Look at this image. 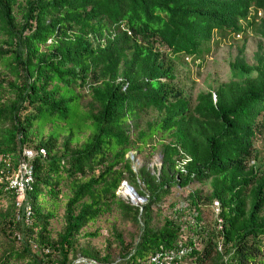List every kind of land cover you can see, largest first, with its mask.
Returning <instances> with one entry per match:
<instances>
[{"label": "trees", "instance_id": "1", "mask_svg": "<svg viewBox=\"0 0 264 264\" xmlns=\"http://www.w3.org/2000/svg\"><path fill=\"white\" fill-rule=\"evenodd\" d=\"M214 32L256 49L192 99L176 64L208 54ZM23 148L31 213L0 184V264H138L180 247L183 264H264V0H0V153L14 165ZM156 150L154 172L127 156ZM123 180L144 204L117 195ZM172 187L188 194L163 207ZM215 201L220 224L203 217ZM115 213L125 229L94 247L88 228Z\"/></svg>", "mask_w": 264, "mask_h": 264}, {"label": "rangeland", "instance_id": "2", "mask_svg": "<svg viewBox=\"0 0 264 264\" xmlns=\"http://www.w3.org/2000/svg\"><path fill=\"white\" fill-rule=\"evenodd\" d=\"M257 38L247 34L245 36H233L229 34H216L214 39L210 41L209 53L202 57L201 61L198 64H195L193 61H188L183 57H180L177 61V73L178 81L185 89V91L193 99L196 92L202 88L206 87L207 83L215 85L218 82L226 81L229 78V68L228 61L236 55L238 52V47L245 43V53L247 59L251 60L253 51L256 49ZM263 139H257V145L260 147L262 145ZM138 161H133V168L146 166L151 172L158 170L161 165V156L158 150L154 151L152 156L149 159H145L141 154L137 156ZM195 185H190L188 188L192 189ZM116 193L126 201L131 202L128 197H125L120 192V188ZM188 194V189H180L177 187H172L170 192L163 198L162 206L171 205L174 202L179 201L181 197H186ZM145 202V199L144 201ZM168 214V211L165 210ZM164 211V212H165ZM113 215H106L105 220L102 219L99 222H96L88 228L89 231H92L96 227L100 228V236L90 239V243L95 247H102L103 240L105 237H108L110 234L109 226L112 223H117L118 227L125 229L121 225L120 221L115 217H118L117 213ZM203 217L207 222L216 221V211L213 207L207 208L203 211ZM54 228H59V224L55 220L52 221ZM133 230L131 225L126 226V232ZM117 254L115 252L114 257L116 258ZM146 259L144 257L142 260Z\"/></svg>", "mask_w": 264, "mask_h": 264}, {"label": "built area", "instance_id": "3", "mask_svg": "<svg viewBox=\"0 0 264 264\" xmlns=\"http://www.w3.org/2000/svg\"><path fill=\"white\" fill-rule=\"evenodd\" d=\"M39 153L42 156H45L44 149H40ZM34 156V151L29 148H23L21 152V157L18 162L14 165L11 164L10 158L4 154L0 153V162L5 164L4 167H0V184L4 186L6 190H12L15 193V205L18 210L23 207L26 212V216H29L31 209L28 205H23V201L26 197V192L31 188L33 182V167L30 163L32 157ZM132 157V155H131ZM137 202H133L136 206H140L146 202V196H137ZM145 199V202H143ZM213 209L218 214L219 203L217 201L213 204ZM19 219V215H17ZM218 249H221L219 245ZM189 249L180 247L179 249H169V250H160L147 259L140 261L138 264H183L186 262V259H183L184 254ZM74 264H94L92 262H87L85 259L78 258Z\"/></svg>", "mask_w": 264, "mask_h": 264}, {"label": "clouds", "instance_id": "4", "mask_svg": "<svg viewBox=\"0 0 264 264\" xmlns=\"http://www.w3.org/2000/svg\"><path fill=\"white\" fill-rule=\"evenodd\" d=\"M216 34H217V33L214 32L213 37H212V40L214 39V35H216ZM212 40H211V41H212ZM205 55H206V54H205ZM205 55H203V56H205ZM203 56H202V57H203ZM184 59L188 60L189 62H190V61H193L195 64H198V63L201 61L202 58H201V59H200V58H198V59H194V58H191V57H186V58H184ZM213 96L215 97V95H213ZM131 155H132V157H131ZM127 156L132 160V162L135 161V160L138 161V157L134 155V152H130V153H128ZM123 181H125V180H123ZM123 181H122V182H123ZM122 182L120 183L119 188L122 187V185H121ZM126 182H127V181H126ZM130 186H131V185H130ZM119 188H118V189H119ZM132 188H133V187H132ZM118 189H117V190H118ZM133 189H134V188H133ZM134 191H135V189H134ZM135 192H136V191H135ZM117 195H118V194H117ZM135 195H137V196H141V195H139L137 192H136ZM122 199H123V198H122ZM125 201H126V200H125ZM128 202H129V201H128ZM130 203L133 204L132 200H131ZM213 204H214V202H213ZM213 204L211 205V207H213ZM133 205H135V204H133ZM218 213H219V211H218ZM216 221H217L219 224L221 223V219L218 217V214H216ZM217 228L220 229L221 226H220V225H217ZM219 245H221V243H219ZM219 245H218V247H219ZM218 250H219V249H218ZM220 250H221V249H220Z\"/></svg>", "mask_w": 264, "mask_h": 264}, {"label": "bare ground", "instance_id": "5", "mask_svg": "<svg viewBox=\"0 0 264 264\" xmlns=\"http://www.w3.org/2000/svg\"><path fill=\"white\" fill-rule=\"evenodd\" d=\"M120 192L122 193V195H124L125 197H128L130 200H132L134 203L137 202L138 199H137L136 195L133 193L132 190H130L126 186L120 187Z\"/></svg>", "mask_w": 264, "mask_h": 264}, {"label": "water", "instance_id": "6", "mask_svg": "<svg viewBox=\"0 0 264 264\" xmlns=\"http://www.w3.org/2000/svg\"><path fill=\"white\" fill-rule=\"evenodd\" d=\"M121 185L122 186H126L127 188H129L130 190H132L134 194H136V192L134 191V189L132 188V186H130L126 181H123Z\"/></svg>", "mask_w": 264, "mask_h": 264}]
</instances>
